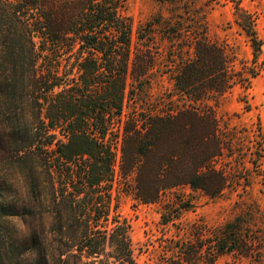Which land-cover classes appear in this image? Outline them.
Masks as SVG:
<instances>
[{
	"label": "trees",
	"instance_id": "16d2710c",
	"mask_svg": "<svg viewBox=\"0 0 264 264\" xmlns=\"http://www.w3.org/2000/svg\"><path fill=\"white\" fill-rule=\"evenodd\" d=\"M159 1L172 10L135 41L127 0H0V264H139L123 196L162 204L180 189L214 199L229 187V138L210 102L257 73L209 37L191 2ZM236 17L259 48L252 16L238 5ZM164 60L191 104L125 111L149 96ZM183 200L164 202L165 225ZM253 222L247 212L192 232L161 264L262 262Z\"/></svg>",
	"mask_w": 264,
	"mask_h": 264
},
{
	"label": "rangeland",
	"instance_id": "374dc122",
	"mask_svg": "<svg viewBox=\"0 0 264 264\" xmlns=\"http://www.w3.org/2000/svg\"><path fill=\"white\" fill-rule=\"evenodd\" d=\"M192 3V13L206 17L209 37L220 40L237 55L239 67L242 62L257 76L250 88L237 86L222 97L218 103L210 102L229 138L228 156L220 164L230 173V185L217 198H210L200 192L180 189L164 197L184 199L181 209L176 206L172 212L176 218L165 225L162 204H142L125 195L121 200L120 214L132 226L134 255L139 264H161L167 254L175 251L176 241H185L192 232L212 230L230 222L245 213H253V230L262 232L264 238V0H181ZM247 11L254 22L259 48L237 23L236 7ZM185 6H181L183 8ZM172 10L159 0H127V16L133 21L134 39L138 28L157 13L169 15ZM168 44L161 46L166 55ZM154 71L149 96L143 100H129V106L137 110L178 111L190 102L175 95L173 81L167 71V62ZM137 100V101H136ZM140 100V101H138ZM135 101L137 103H135ZM167 203V202H166ZM262 238V239H263ZM215 264H264L236 256L220 258Z\"/></svg>",
	"mask_w": 264,
	"mask_h": 264
}]
</instances>
